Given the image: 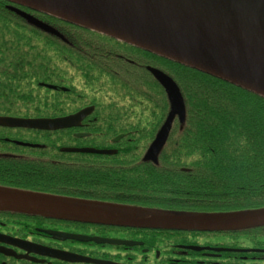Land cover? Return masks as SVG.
Masks as SVG:
<instances>
[{
    "label": "trees",
    "instance_id": "16d2710c",
    "mask_svg": "<svg viewBox=\"0 0 264 264\" xmlns=\"http://www.w3.org/2000/svg\"><path fill=\"white\" fill-rule=\"evenodd\" d=\"M5 1L0 0V12L8 13L0 15V42L16 45L18 52L31 49L33 74L20 69L25 57H17L16 65L0 67V116L54 118L93 104L128 122L127 137L135 139L123 149L122 163L108 167L112 174L107 167L66 166L68 174L57 178L63 185L141 189L134 192L146 201L154 200L153 193L161 196L159 200H174L167 202L179 213L264 208V97L161 57L171 63L167 74L180 89L186 115L183 123L174 120L158 163L145 162L142 154L169 110L160 84L147 72L133 74L128 81L87 64L88 72L83 73L79 52L109 42L104 34L32 10L61 32L62 40L10 14ZM38 78L57 88L39 86ZM45 133L50 139L61 138L58 131ZM65 138H73L70 131ZM103 191L94 194H106ZM252 229L248 233L253 238L264 237V225Z\"/></svg>",
    "mask_w": 264,
    "mask_h": 264
},
{
    "label": "flooded vegetation",
    "instance_id": "af4514ba",
    "mask_svg": "<svg viewBox=\"0 0 264 264\" xmlns=\"http://www.w3.org/2000/svg\"><path fill=\"white\" fill-rule=\"evenodd\" d=\"M4 7L27 24L10 7L50 25L35 10L9 1H5ZM104 40L109 42L99 46L106 49L90 45L82 55L79 52L85 63L83 73L88 72L89 64L94 71L113 72L117 78L129 81L133 74L143 72L154 78L148 67L166 74L171 71V63L159 55L107 35ZM17 57H25L20 69L32 76L33 51L18 52L16 45L0 42V67L16 65ZM38 79L39 86L48 84ZM87 107L92 110L78 126L56 130L59 139L48 138L49 133L45 132L49 130L0 125V264H264V237L253 238L252 232L248 233L252 228L143 226L139 223L149 217L180 215L173 214L174 203L167 202L174 200H159L161 196L153 193L154 200L146 201L134 192L141 189L63 185L64 180L57 178L68 174L64 167L85 164L96 169L112 168V163H122L123 149L135 142L127 137L128 122L114 118L113 110L107 113L108 109L88 104L63 116ZM112 130L118 132L113 135ZM67 131L73 138H65ZM62 148H94L114 153L69 152ZM97 191L106 194L95 195ZM145 208L167 213L149 215L142 211Z\"/></svg>",
    "mask_w": 264,
    "mask_h": 264
},
{
    "label": "water",
    "instance_id": "95a60500",
    "mask_svg": "<svg viewBox=\"0 0 264 264\" xmlns=\"http://www.w3.org/2000/svg\"><path fill=\"white\" fill-rule=\"evenodd\" d=\"M91 29L163 58L219 78L264 97V0H6ZM30 25L63 39L51 25L10 7ZM166 94L169 110L142 160L157 158L174 120L185 121V104L172 77L147 68ZM56 89L53 84H42ZM65 89V88H61ZM92 110L54 118L0 116V125L56 131L78 126ZM81 136L82 134H76ZM119 137L115 138V140ZM62 151L113 154L112 150L62 148ZM151 214L167 213L145 208ZM149 217L139 225L205 230L264 225V208Z\"/></svg>",
    "mask_w": 264,
    "mask_h": 264
},
{
    "label": "bare ground",
    "instance_id": "6f19581e",
    "mask_svg": "<svg viewBox=\"0 0 264 264\" xmlns=\"http://www.w3.org/2000/svg\"><path fill=\"white\" fill-rule=\"evenodd\" d=\"M24 7V6H23ZM157 55V54H156ZM163 58V57H162ZM166 59V58H165ZM167 60H169V59H167ZM171 61V60H170ZM174 62V61H173ZM185 66V65H184ZM190 68V67H189ZM195 70V69H194ZM169 134H170V132H169ZM168 139H169V135H168V138H167V140H166V142H165V144H164V146H163V148L165 147V145L167 144V142H168ZM144 155V154H143ZM142 158H143V156H142ZM158 160H159V156H158V158H157V162L156 163H154L155 165L158 163ZM145 162H148V161H145Z\"/></svg>",
    "mask_w": 264,
    "mask_h": 264
},
{
    "label": "rangeland",
    "instance_id": "374dc122",
    "mask_svg": "<svg viewBox=\"0 0 264 264\" xmlns=\"http://www.w3.org/2000/svg\"><path fill=\"white\" fill-rule=\"evenodd\" d=\"M68 76H69V74H68ZM103 89H105V87L103 88ZM130 97V96H129ZM120 101V100H119ZM126 102V101H125Z\"/></svg>",
    "mask_w": 264,
    "mask_h": 264
}]
</instances>
